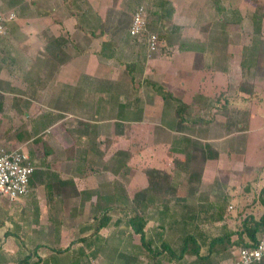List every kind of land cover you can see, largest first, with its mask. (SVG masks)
I'll list each match as a JSON object with an SVG mask.
<instances>
[{
    "label": "crops",
    "instance_id": "1",
    "mask_svg": "<svg viewBox=\"0 0 264 264\" xmlns=\"http://www.w3.org/2000/svg\"><path fill=\"white\" fill-rule=\"evenodd\" d=\"M24 1H26L27 13L25 15L20 13V16L23 17L17 18L15 2L9 4L11 10L8 12L15 13L16 19L8 25L7 31V35H10L11 32L13 33V26H15L16 30L22 31L23 38H0L2 39L0 40V120H7L10 124L12 119L17 123L21 118L19 125L26 126L22 131L19 130L15 134L14 143L26 156L36 160L38 164L36 172L34 171L30 179L31 193L35 188L37 190L48 188L51 192L57 189L59 193L62 189L61 185L66 184L65 181L69 178L68 182H70L73 190L75 189L80 194L84 191V198L79 199V206L94 205L97 202V194L85 192L88 189L89 191L95 190L97 187H93L89 182L95 176L86 177V168L90 164V157H87L86 152L81 154L80 158L75 152L73 154H71L72 152L59 153L57 148L60 146L57 142L62 141L60 137L64 135L62 127L64 126L65 114L70 110H75L77 115L80 114L79 120L88 121V126L92 129L95 128V130L104 127L107 132L108 123L112 121V118L108 120V111L111 112L112 116L114 92L109 85L113 86L114 83L111 74L115 73L111 69L117 54L113 49L103 52L101 48L97 49L93 44H89L90 39H93L94 32L102 30V12L99 9H103L104 5L103 3L99 4L98 0ZM113 2L114 0H112ZM219 4V8L224 11L232 10L233 17L230 18L226 15L220 18L222 20L220 30L223 31L219 33L221 38H217L222 40L218 42L219 47L215 52L211 51V45L205 41L204 36L195 35L193 36L195 38L184 40L185 47L183 53L180 54V62L176 60L173 64L167 59L168 56L160 57L158 52L153 56L149 55L146 40L140 38L138 40L143 41L145 51H147L144 55L145 58L133 60L127 74H131L133 77L136 75L135 70L139 68L138 74L143 75L144 80L149 79L154 85L164 87L175 98V94L179 90L178 86L184 85L187 96H191L190 101H183L187 106V111L191 110V113L199 109L202 111L198 118H200L199 126L206 128L203 130L205 137H201L204 139L186 136L207 142L208 144H202V151L210 158L209 162L217 160L219 165L215 167L204 161L202 165L197 164L198 166L192 170L194 175L191 171L188 172L190 175L197 176L196 179H199L202 184L208 185L207 191L203 192V198L199 200L200 202H196L206 208H202L203 215L197 212H194L196 213L194 215L191 212L182 217V221L185 223L201 222V224L227 223V227L238 230L245 219L254 217L256 221H259L264 215V204L260 201V192L264 187V2L259 0H249V2L247 0L244 2L242 0H219ZM86 7L89 11L85 10ZM169 12V15H174L171 8H169ZM161 13L162 9L158 14L160 18L162 17ZM246 14L253 18L252 23L244 25L241 20ZM167 15L168 13L164 18ZM205 24H207L205 30L212 28L211 22H205ZM177 29L173 25L170 30ZM148 30L153 32L155 29L148 27ZM83 34L89 35L91 38L84 42L82 41ZM128 35L129 33L127 37H130ZM48 37L63 38L65 43L62 41L61 44L54 45ZM106 41L109 42L110 48L117 47V42ZM96 42L98 43L97 40ZM161 43H164L163 46L165 47V38L161 40L159 35V46ZM119 45L126 47L122 41ZM154 56L157 57L153 59ZM169 58H171V54H169ZM151 65L153 72L149 71ZM148 71L151 74H146ZM179 71L183 73L179 74ZM99 80L106 81L109 85L99 89L95 84ZM149 92L159 94L155 89ZM49 94L57 95V97L54 102L44 106L48 112L43 113L40 108L42 104L38 102L37 96ZM119 103L120 110L123 105L126 106V110L128 109L127 103L121 100ZM243 103L248 107L245 108L242 119L239 114L232 115V111L241 112ZM177 105L174 106L173 112L170 110L168 116L173 123L180 120L175 113ZM146 108L144 105V110ZM87 114L91 119H87ZM93 114L101 116V120L93 119L95 117ZM145 115L144 113V117L141 116L137 119L135 124H143L144 119H146ZM119 117L121 120H126L124 115ZM231 121L240 127L243 125V121L246 124L247 134L243 137L239 136L236 140L244 141V148L233 153L227 152L231 155L226 158L238 161L239 166L228 167L224 163L223 166H220L221 162L219 161L222 159L224 149L219 146L220 144L213 142L219 141L221 138L214 139L208 134L219 131L231 124ZM159 124L168 125L170 123ZM57 127H61V129L58 130ZM109 132L110 137L105 140L107 143L113 138L111 124H109ZM82 134L90 138L91 130L89 132L84 131ZM155 143L159 142L156 140ZM206 145L209 146L213 155H209V152L206 151ZM172 151H178V149L175 147L172 148ZM57 153L59 154L58 157H56ZM77 158L83 161L81 165H85L82 167L76 164L74 172L68 174L71 176L66 177L67 172L64 173L63 171L66 168L65 165L75 162L78 160ZM181 172L185 174L183 171ZM107 174H109L108 171H106ZM229 175H233L232 179L237 181L238 195L235 196L226 192L214 196L212 189L216 186L223 191L221 183L225 180L228 181L226 176ZM51 177L55 182L50 181ZM193 192L191 191L192 194H194ZM0 196L2 195L0 194ZM2 197L0 198V242L6 236L17 238V232L14 233L9 230L8 222L3 220V215H17L20 212L17 203L21 200L12 202L6 197L7 200L2 199ZM228 199L235 203V208L230 205L231 202ZM101 200L106 201L107 199L102 198ZM176 200L179 201L177 198ZM185 200L188 201L186 196L181 198V201ZM45 203L44 206L50 205L47 201ZM65 205H69V202L66 201ZM104 205L112 204L105 203ZM186 205L193 207L188 202ZM230 208L236 211L232 216L230 215L231 212H228ZM190 211L191 209H189ZM157 214H155V219L158 222L160 219ZM172 215L168 210L163 219L165 223L170 222ZM157 225L152 231L155 232L157 229L163 228L161 223L160 226ZM188 232L192 233V231ZM204 234L210 238L219 236L221 232H205ZM183 235L185 232L179 234L178 238L181 239ZM263 235V232H259L256 234V238L258 239ZM159 236H161L160 243L166 242L171 248L179 245L178 242L176 243L177 238L175 236L167 237L166 234L163 236L162 233ZM240 238L246 243L250 241L246 232L242 233ZM204 247H206L205 252L207 254L208 247L206 245ZM43 248L45 249V246H36L35 251H33L35 256L39 255L37 260L40 259V262L38 264H52L48 259H45V255L42 253ZM160 249L162 248L160 247ZM236 249L238 248H234L232 252L230 250L227 253L211 256L209 259L212 260V264H234ZM10 253L11 251L8 249L5 251L0 249V264H14V260L11 261ZM187 257L188 255L184 258L185 260H181L182 262L174 260L167 261L165 264L193 263L187 260ZM57 264H60L59 261ZM255 264H264V259Z\"/></svg>",
    "mask_w": 264,
    "mask_h": 264
},
{
    "label": "rangeland",
    "instance_id": "2",
    "mask_svg": "<svg viewBox=\"0 0 264 264\" xmlns=\"http://www.w3.org/2000/svg\"><path fill=\"white\" fill-rule=\"evenodd\" d=\"M242 1L244 2V0ZM247 1L249 2V0ZM259 1L264 2V0ZM12 2L16 3L17 18L23 17L20 16V13H23V15L27 13V7L25 8L26 1L23 2V0H0V10L10 11L9 4ZM98 2L104 5V8L101 7L103 9H99L102 12V30L94 32L93 39H90L91 36L83 34L82 41L87 42L90 39L91 42L89 44H93L94 47L102 50V44L105 43V40L117 42V47L110 48V45L106 46L107 50L113 49L117 54L111 69L115 73L111 74L114 78L113 86L102 80L95 83L99 89L107 85L113 89L114 109L112 116L111 112L108 111V120L112 118V121L108 123L107 132L104 127L95 130V128L92 129L88 126V121L79 120L80 114L77 115L75 110L66 112L64 126L62 127L66 133L64 130L62 131L64 135L60 137L62 141L57 142L60 146L57 149L59 153H67V150L72 148L74 149L73 153L75 152L79 158L84 152H86V155L88 154L87 157H90V164L86 168V177L95 176L89 182L93 187H97L95 190L89 191L88 189L85 192H98L97 197L107 195L109 200L100 201L102 204L110 203L113 205V210L109 213L111 221L108 226L97 231L101 215L93 210V205L79 206V199L81 197L84 198V191L80 194L75 189L73 190L70 182H68L69 178L66 179V184L61 185L62 189L59 193L57 189L51 192L48 188L46 190L42 188L37 190L35 188L28 197L22 198L17 203L20 211L17 215H3V220L8 222L9 230L18 234L17 238L6 236L0 242L2 251H5V249L11 251V261L14 260V264H16L20 256L35 251L36 246H45L42 253H44L45 259H48L52 264L55 261L57 262V260L60 264H158L157 260H161L160 264H165L167 261L163 257H159V259L151 258L149 253L143 248L140 236L134 234L131 228L125 224L126 216L133 214L131 205L136 194H140L138 196L139 203L150 196L153 197L155 204L162 203L159 209L150 206L146 210L149 219L147 234L154 238L155 245L159 248L161 247L160 240H158V238H161L159 237L160 233L163 236L166 234L167 237L175 236L177 238H175L176 243L178 242L180 245L182 241L180 237L178 238V235L184 233L185 229L200 233L201 231L203 233H218V231L222 232L224 229V223L211 222L209 224H201V222H188L185 223L187 225L182 223V217L191 212L194 215L196 214L194 212L203 215L202 208L205 207L198 205L196 202H200L199 200L203 198V192L207 191L208 185L202 184L199 179H196L197 176H193L192 170L199 164L202 165L204 161L208 165L215 167L219 163H217V160L209 162L210 158L202 151V144H208L207 142L186 136L190 135L197 138L204 136L203 130L206 129L204 126H199V123H190L201 116L202 111L200 109V111L196 110L192 113L191 110H188L187 113L182 114L183 120L180 118L174 123L168 117L170 110L173 112L174 106L179 104V101L182 103L184 100L185 102L190 101L191 96H187L184 85L178 86V89L182 92L178 90L175 94L179 101L166 102L161 94L156 95L154 92H149L154 90V83L149 79L147 81L144 80L143 75L138 74L139 68L135 70V76L132 77L131 74H127L129 66H132L130 63L136 58H145L144 55L147 52L142 40L127 37V34L134 10L143 5L147 10L149 28L155 29L152 31L158 33L161 40L165 38V47L163 46L164 43H161L157 54L163 58L168 56L167 59L175 64L176 60L180 62V54L183 53V48L185 47L184 42L189 38H195L193 37L195 35L204 36L205 41L211 45V51L215 52L219 47L218 42L222 40L217 38H221L219 33L223 31L220 30L222 24L220 18L226 15L232 18V10L224 11L220 9L219 2L216 3L213 0H114L113 3L112 0H98ZM160 4L166 7L161 13V18L163 19L158 17L161 10ZM169 8L174 11V15H169ZM85 10L89 11L87 7ZM167 13L168 18H166L167 16L164 18ZM252 18L246 14L241 21L244 25L250 24L252 23ZM205 22H211L212 28L205 30L207 26ZM173 25L178 29L171 31L170 29ZM86 26L88 25L86 24ZM13 28V33L5 35L2 39H9L10 37L23 38L22 31L16 30L15 26ZM95 34H97V39ZM121 41L126 47L119 45ZM219 49L221 51V48ZM125 50L127 51L125 52ZM169 54H171V58H169ZM157 56H154L153 59ZM177 67H179V64H177ZM151 68L152 65L149 71L153 72ZM149 71L146 74H151ZM182 73L179 71V74ZM56 97L57 95L51 94L37 96L38 102L42 104L40 108L43 113L48 112L44 106L54 102ZM120 100L129 105L124 112L126 120H121V117L118 116ZM143 104L147 107L145 110ZM242 106L241 112L232 111V115L239 114L242 119L245 108L248 107L244 103ZM78 113L80 112L78 111ZM144 113L146 114L144 123L135 124L137 119L141 118V116L144 117ZM93 115L95 116L93 119L101 120V116ZM87 117V119H91L88 114ZM19 121H21V118L17 123L12 119L10 124L7 120H0V146L19 149L17 148L18 145L14 143V136L19 130L22 131L26 127L19 125ZM163 122L170 124H159ZM234 123V121H231V124L221 128L219 131L208 134L214 139L221 138V140L213 142L220 144L219 146L224 149L222 159L219 161L221 162L220 166H223V163L228 167L239 166L238 161L226 158L231 155L227 152L233 153L239 151L240 148L241 150L244 148V141L236 140L239 136L243 137L247 134V127L244 121L241 127L237 124L234 125ZM109 124L112 125L111 135L113 138L110 139V143H107L105 140L110 137ZM57 128L58 130L61 129V127ZM90 130L92 138L83 136L82 132H89ZM156 140L159 143H155ZM175 147L178 151H172V148ZM117 152L126 154L122 158L126 157L128 161L126 167L115 174L111 171V168L120 165L112 160V157ZM100 153L102 155H99ZM58 156L59 154L57 153L56 157ZM79 158L75 162L65 165L66 168L63 171L64 173L67 172L66 177L71 176L68 174L74 172L76 164L81 165L83 161ZM84 165L81 166L83 167ZM106 171L109 174L106 175ZM190 171L193 175L188 174ZM232 177L233 175L226 176L229 180H225V183L220 182L224 189L223 191L220 187L211 188L213 195L219 196L221 193L230 192L237 196L239 193L237 181H234ZM190 178L193 179L190 180ZM50 179V181H54L53 177ZM191 191H194V194ZM185 196L188 201H181V198ZM176 198L180 201L176 200ZM2 199L7 200L5 197H2ZM65 200L69 202V205H65ZM228 200L231 202L230 205L235 208V203L231 199ZM46 201L50 203L49 206H44ZM58 202H61V204H58ZM187 202L193 207H187ZM141 206L142 203L138 207L143 210ZM167 208L169 213L173 215L170 217V222L165 223L163 219L165 212H168ZM189 209H191L190 212ZM228 212H231L230 215L232 216L236 211L230 208ZM156 213L162 220L157 222V219H155ZM118 220H121L120 224H117ZM160 223L165 227L161 230L157 229V235L155 234L156 231L152 230L157 224L160 226ZM83 238L89 239L88 244L81 241ZM205 251L206 247L203 246L201 249L202 254L205 255ZM232 251L233 249L230 252ZM37 258H39V255L32 256L31 262L37 261ZM187 258L190 262L195 260L193 256H188ZM211 261H202L199 264H210Z\"/></svg>",
    "mask_w": 264,
    "mask_h": 264
},
{
    "label": "trees",
    "instance_id": "3",
    "mask_svg": "<svg viewBox=\"0 0 264 264\" xmlns=\"http://www.w3.org/2000/svg\"><path fill=\"white\" fill-rule=\"evenodd\" d=\"M214 2L218 3L219 0H213ZM162 11L166 8L163 4H160ZM165 15V14H164ZM149 27V26H148ZM150 29V28H149ZM48 39L50 40V42L52 44H61V42L63 41L65 43V40L63 38H56V37H48ZM108 42H105L103 44V52L107 51V47L109 45ZM130 68V67H129ZM130 70V69H129ZM154 89L156 90V92H158L159 94L162 95V97L165 99L166 102L168 101H179L177 100L173 95H171L168 91H166V89L164 87L161 86H157V85H153ZM126 110V106H122L121 110L119 111V115H124V112ZM187 106L185 103H182L179 101V104L177 105L176 108V116L181 118V120H183L182 118V114L187 113ZM125 116V115H124ZM196 123H200V118L195 119L192 124H196ZM110 143V142H108ZM206 151L209 152V155H213L211 154V149L209 148V146H205ZM74 149L69 148L67 150L68 152H72L71 154H73ZM126 154L122 153V152H117L115 156L112 157V160L115 162H118L120 165L116 166L115 168H111L113 173H119L121 171V169H123L124 167H126L127 165V161L128 158H122V156ZM31 159V158H30ZM31 161L34 164L35 167V172L36 169L38 168V164L36 162V160L31 159ZM55 182V181H54ZM92 193V192H91ZM94 194L98 195V192H93ZM89 194V193H88ZM140 194H136V197L132 200V205H131V211L133 212L132 215L126 216V221L125 224L131 228L132 232L136 235L140 236V240H141V244L143 246V248L149 253V256L151 258H157L159 259V257H163V259L165 261H181L184 260V258L188 255V256H193L195 257V260L193 263L191 264H199L202 261H210V257L211 256H216L217 254H221V253H227L230 250L234 249V248H239V247H252L254 246L258 239L256 238V234L259 232H263L264 233V215L261 217V219L259 221H256L254 219V217H250L248 219H245L244 222L242 223L241 227L238 230H234L231 229L226 226V223H224V229L221 232V234L219 236L216 237H206L207 235H205L202 231L200 232H188L185 229V235H183L181 237V243L180 245H176L175 248H171L166 242H162L161 243V248L160 249L158 246H156L155 244V240L153 237L148 236L147 231H146V227L148 225L149 219L147 217L146 214V210L147 208L151 207H156V208H160L162 206V203H156L155 201L153 202V197L150 196L149 198H147L145 201L140 202L142 203V209H139L138 205L139 203V197ZM102 198H106L107 200H109V198L104 195L97 197V202L93 205V210L95 212H98L101 215V220L98 224L97 227V231L101 230L102 228L108 226V224L111 221V216H110V211L113 210V205H104L101 203V199ZM180 201V200H179ZM260 201L262 204H264V187L262 188V191L260 192ZM138 204V205H137ZM155 205V206H154ZM157 211V209H156ZM168 211V208H167ZM160 213H162L159 210ZM168 212H165V214ZM223 214V213H222ZM97 216V215H96ZM223 216V215H222ZM223 218V217H222ZM160 220H162L161 218H159ZM121 220H118L117 224H120ZM182 223L185 224V222L182 221ZM164 224V223H163ZM186 225V224H185ZM163 227H165L163 225ZM246 232L247 235L250 238V241L248 243L241 241V236L242 233ZM161 237V236H159ZM234 237H237L236 239H233ZM158 240H160V238H158ZM81 241H84L88 244L89 239L88 238H83L81 239ZM93 242V241H92ZM206 245L208 248V252L207 254H202L201 249L202 247ZM166 251V252H165ZM34 252H31L27 255H22L19 257V259L17 260V264H38L40 262V259L37 261H32V256H34ZM158 264H160L161 260H157ZM58 263L55 261V264ZM211 263V262H210Z\"/></svg>",
    "mask_w": 264,
    "mask_h": 264
},
{
    "label": "built area",
    "instance_id": "4",
    "mask_svg": "<svg viewBox=\"0 0 264 264\" xmlns=\"http://www.w3.org/2000/svg\"><path fill=\"white\" fill-rule=\"evenodd\" d=\"M16 19L13 12L0 10V38L7 35L8 25ZM128 33L133 39L144 38L149 55L159 50V34L148 30L147 10L141 5L132 15ZM35 171L31 159L19 149L0 146V194L10 201L30 195V179ZM234 264H255L264 259V235L252 247H239Z\"/></svg>",
    "mask_w": 264,
    "mask_h": 264
}]
</instances>
